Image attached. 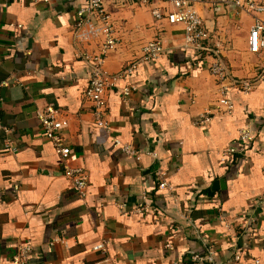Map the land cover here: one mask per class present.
Returning <instances> with one entry per match:
<instances>
[{
    "label": "crops",
    "instance_id": "obj_1",
    "mask_svg": "<svg viewBox=\"0 0 264 264\" xmlns=\"http://www.w3.org/2000/svg\"><path fill=\"white\" fill-rule=\"evenodd\" d=\"M85 3L0 0V118L9 129L0 131V264H11L28 240L30 264H210L191 259L206 246L220 264H264V48L249 49L253 17L214 0L198 5L210 31L205 44L219 43L232 75L253 80L249 92L231 90L234 108L224 112L211 59L183 46L182 26L153 16L169 2H106L121 39L107 58L110 72L151 40L164 51L107 92L108 126L99 127L84 97L91 68L77 55L76 12ZM127 84L137 89L124 96ZM49 104L68 118L65 144L70 164L88 173L85 197L37 117ZM208 111L211 121L198 125ZM242 128L253 130L251 143L241 141ZM230 147L244 152L224 160ZM219 179L226 188L214 190ZM102 240L106 253L93 249Z\"/></svg>",
    "mask_w": 264,
    "mask_h": 264
},
{
    "label": "built area",
    "instance_id": "obj_2",
    "mask_svg": "<svg viewBox=\"0 0 264 264\" xmlns=\"http://www.w3.org/2000/svg\"><path fill=\"white\" fill-rule=\"evenodd\" d=\"M4 2L8 0H3ZM32 2L50 3L53 0H31ZM151 0H85V4L77 9L75 35L79 43L77 55L85 60L91 68L88 86L84 91V97L93 107L96 123L99 127H107L108 99L107 92L114 89L120 80L133 74L141 62L150 61L161 56L164 51L162 40H151L142 48L139 58L131 60L119 72H110L106 67L108 56L117 49L121 42L116 30V24L112 15L106 8V2L115 4H147ZM153 1V0H152ZM207 0H166L171 8L155 7L152 9L153 16L160 20H165L172 25L182 26L183 46L185 48L202 51L207 58H210L209 71L215 77L220 97L218 99L219 110L231 112L234 103L231 97V90L237 89L249 92L253 89V80L250 78H240L232 75L227 63L224 60L221 46L216 43L214 46L206 45L205 42L210 37V31L206 20L200 13L198 5ZM209 1V0H208ZM217 4L233 5L239 10L253 17V24L249 33V49L256 53L264 48V0H214ZM6 81L0 82V87L6 85ZM137 89L134 84H127L123 87L124 96H129ZM3 97L0 94V105ZM211 111L200 115L196 123L205 125L212 119ZM37 117L44 130L45 136L52 141L55 149L60 153L63 160L65 176L71 180L73 187L80 197H85L88 193V173L81 166L70 164V146L65 144L64 128L69 124L68 118L54 104H49L42 111L37 112ZM0 131L8 132L9 129L2 123L0 118ZM239 137L244 144L251 143L254 139V132L251 128H242ZM115 144H120L116 141ZM6 148L15 151L11 147L9 139L6 141ZM122 150L128 154L139 155L128 144L123 145ZM244 149L238 150L230 147L224 152V160L227 157L238 156ZM163 172L158 171V177H163ZM161 188H171L167 181L162 180L159 184ZM19 187L16 186L15 190ZM147 195L143 197L141 203L135 207L137 213L143 212L146 207ZM224 220L223 216H220ZM256 222L255 217L248 219L249 224ZM56 240H62L57 238ZM170 246V244H169ZM33 242L28 240L18 245L17 251L12 257L11 264H30L31 253L33 252ZM96 251L108 252V243L99 241L93 246ZM242 249H237L233 253V261L237 262L241 258ZM215 250L211 246H206L204 251L192 253L191 259L196 263L220 264L215 257ZM107 259H110L107 256ZM256 263H259L257 260Z\"/></svg>",
    "mask_w": 264,
    "mask_h": 264
},
{
    "label": "water",
    "instance_id": "obj_3",
    "mask_svg": "<svg viewBox=\"0 0 264 264\" xmlns=\"http://www.w3.org/2000/svg\"><path fill=\"white\" fill-rule=\"evenodd\" d=\"M225 180L224 179H219V180H216L214 181L213 183V189L214 190H220V189H224L226 188V184H225Z\"/></svg>",
    "mask_w": 264,
    "mask_h": 264
}]
</instances>
